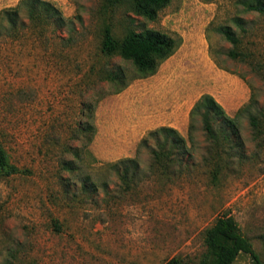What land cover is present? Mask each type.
Wrapping results in <instances>:
<instances>
[{"label": "rangeland", "instance_id": "1", "mask_svg": "<svg viewBox=\"0 0 264 264\" xmlns=\"http://www.w3.org/2000/svg\"><path fill=\"white\" fill-rule=\"evenodd\" d=\"M48 1L66 26L0 35V142L23 170L0 175V263L164 264L178 256L197 264L204 231L221 215L234 217L264 261V140L249 121L260 114L264 123V11L247 9L264 0H169L155 20L104 9L103 0ZM18 2L0 0V11ZM103 22L117 37L151 27L179 44L154 74L114 92L99 64L122 67L126 79L136 72L100 53ZM221 24L236 33L245 59L227 55L234 46L215 30ZM204 93L233 118L213 115L216 141L200 114L189 138V111ZM176 113L186 151L177 149L168 170L151 168L139 142ZM124 157L138 164L128 190L108 167ZM84 175L95 184L87 192ZM235 264L253 263L240 253Z\"/></svg>", "mask_w": 264, "mask_h": 264}, {"label": "trees", "instance_id": "2", "mask_svg": "<svg viewBox=\"0 0 264 264\" xmlns=\"http://www.w3.org/2000/svg\"><path fill=\"white\" fill-rule=\"evenodd\" d=\"M169 3V0H103L102 8L116 7L123 8L129 12L140 15L148 20H155L159 11ZM248 10L264 11L262 1L248 4ZM25 18L27 22H25ZM68 19L64 18L61 10L48 0H19L12 7L2 8L0 11V35L14 36L20 32L24 26H30L32 29H40L42 32L50 26L64 27L68 24ZM215 30L222 34L226 40L233 44V48L227 51V55L232 58L245 59V53L237 50L239 38L233 29L227 24L218 25ZM179 44V38L171 36L165 32L154 28H145L136 31L132 28L124 33L122 37H117L109 23L103 22L100 34L99 51L102 55L113 57L117 56L124 61H130L135 69L130 79H126L122 67L117 66L110 69L104 64H99L97 73L101 80L109 81L113 86H117L114 92L125 88L132 78L137 76H148L154 74L159 65L171 56ZM252 102L254 98L251 99ZM248 102L240 107L236 114L243 108H248L252 104ZM202 116L203 128L207 135L216 141L217 134L213 128V115L220 114L226 122L232 123L233 118L227 117L222 106L210 94H202L189 111V138L191 137V128L194 123V116ZM250 125L254 132V138L261 141L264 133V123L260 114H250ZM92 133L95 134V127ZM163 134V139H160ZM156 140V145L150 147L148 139ZM90 141L92 139L90 138ZM139 144L148 146L151 153L149 165L151 168L159 167L162 171L168 170L175 162L177 149L180 153L186 151L185 139L179 131L171 126L161 125L149 130L144 135ZM140 148H137V153ZM131 164L133 168H131ZM65 165V163H63ZM156 165V166H155ZM108 167L113 168L117 173L123 189L128 190L131 187L132 180L135 179L137 171V159L135 157L119 158L108 162ZM79 169V166L75 167ZM23 171L18 168L9 159L5 147L0 142V175L9 176ZM216 173V171H215ZM213 172V176H215ZM78 181L81 190L87 192V188L94 184L89 175L80 176ZM54 227L60 228L59 224L53 221ZM205 251L201 254L197 264H235V260L240 253L248 254L253 264H264L259 254L253 247L252 242L241 232L237 221L231 215L218 216L214 222L204 231ZM4 264V263H0ZM164 264H189L178 256H173Z\"/></svg>", "mask_w": 264, "mask_h": 264}, {"label": "crops", "instance_id": "3", "mask_svg": "<svg viewBox=\"0 0 264 264\" xmlns=\"http://www.w3.org/2000/svg\"><path fill=\"white\" fill-rule=\"evenodd\" d=\"M202 53H203V49H202ZM201 58H203V60L205 59L204 53H203V56H201ZM178 117H179V115L177 113L176 114H171L170 119H172V121L170 120L169 122H163L162 125L166 124L167 126H171V127L176 128V129H180V123L183 120L178 118ZM164 119H165V117H164ZM107 159H109V158H107Z\"/></svg>", "mask_w": 264, "mask_h": 264}, {"label": "bare ground", "instance_id": "4", "mask_svg": "<svg viewBox=\"0 0 264 264\" xmlns=\"http://www.w3.org/2000/svg\"><path fill=\"white\" fill-rule=\"evenodd\" d=\"M126 105V104H125Z\"/></svg>", "mask_w": 264, "mask_h": 264}]
</instances>
